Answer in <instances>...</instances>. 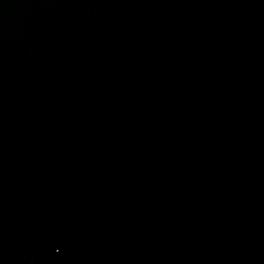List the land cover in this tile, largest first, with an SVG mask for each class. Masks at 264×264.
Instances as JSON below:
<instances>
[{
	"label": "water",
	"instance_id": "1",
	"mask_svg": "<svg viewBox=\"0 0 264 264\" xmlns=\"http://www.w3.org/2000/svg\"><path fill=\"white\" fill-rule=\"evenodd\" d=\"M0 264H264V0H0Z\"/></svg>",
	"mask_w": 264,
	"mask_h": 264
}]
</instances>
